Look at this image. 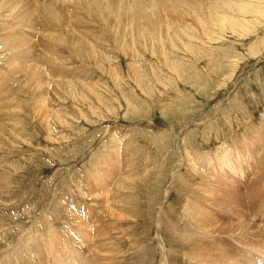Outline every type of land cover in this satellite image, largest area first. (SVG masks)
<instances>
[{
    "label": "rangeland",
    "instance_id": "1",
    "mask_svg": "<svg viewBox=\"0 0 264 264\" xmlns=\"http://www.w3.org/2000/svg\"><path fill=\"white\" fill-rule=\"evenodd\" d=\"M77 1L21 0L25 9L31 11L32 27L42 28L44 35L54 31L61 41L69 39L67 36H72V34H68L66 29L63 30L56 26L49 28L50 31L46 32L48 27L38 15L53 6L60 11L65 19L71 10L70 5L75 8L74 4ZM218 1H222L223 5L230 2V0H204L197 5H188L187 8L191 12L199 9L197 18L205 19V25H211L215 17L218 16L216 8L213 9V12L211 10L217 6L215 3ZM37 2H41L39 8L34 7V4L38 5ZM111 3L122 9L127 5V3L118 0H112ZM242 4H244V11L238 9V12H242L235 13L238 14L235 15L238 20H232L231 23L224 26L226 28L223 29L219 25L218 30L210 27L206 33H204L206 29L194 31L200 32V36L195 37L191 41L192 44L189 41L191 36H184L182 47L171 51L170 58H168L174 69L170 67L164 56L167 46L159 44L157 46L154 40L149 42V40L139 41L137 38H131L134 42H130V51L127 48L122 51L124 47L119 48L118 44L110 45L113 39L110 37L111 32L120 34L119 37L122 41L119 39L118 41L126 45L127 36L125 34L130 35L127 27L130 23L135 25V20H130V23L126 20L127 26L124 22V29L121 21L111 22L107 27L102 24L101 26L104 28L102 30L99 24H97L98 26H86L87 24L78 25L75 23L78 19L84 20L86 11L80 6L74 9L72 11L75 23L72 27L74 33L79 34L80 38L84 37L89 43L100 49L97 51L100 57L97 63H83L73 56H67L69 53L66 51L67 55L64 56L66 57L64 59L71 61L67 66L66 62L63 63L60 68L50 63L39 53L34 54L33 59H39L42 63H50L45 65L46 69L43 73L45 82L43 114L45 116L48 108L46 120L48 125L45 123L44 127L37 121L28 124L29 143H24L23 146L25 149L28 148L27 150L32 148L31 151L22 154V147L17 149L5 147L4 152L6 153L0 151L1 164L6 161L8 162L7 166L12 165L14 169L21 168L18 170L17 181L0 190L6 192L4 195L7 199L5 204L25 202L19 208L20 212L14 211L13 214H5V218L7 215L19 213L20 215L12 217L19 221L24 218L22 224L29 226L31 219L25 218L28 209L33 207L35 216L42 211V208L38 209L37 205L43 204L42 207L47 205L52 207L55 205L56 197L61 198L68 195L71 189L79 195L80 189L85 190L86 188L84 184L87 171L95 172L99 167H105L106 164L102 165L103 160L112 159L114 167H117V172L124 174L127 169V173L134 178H131V184L142 182V187L139 190L136 185H131L126 180L127 184L125 183V185L127 187L131 185L130 189L121 188L122 184L113 188L117 189V192L125 193L128 202L134 199L129 207L126 206V214L131 219L122 223L116 219L118 225H114L113 239L117 236V245L116 249L114 248V253L118 256L128 253L133 257L128 258L126 255L127 258L123 260V256L113 257V262H111L113 264H161L160 241H163L165 249L169 250L170 244L173 243V240L170 239H173V236L168 234L166 227L161 226L164 228L160 230L156 227L157 216L160 215L161 208L164 215L166 209L173 208V210L180 211L179 209L184 204L181 199V191L171 192L170 197L167 195L171 172L182 159L185 160L187 166V159L191 156H193L191 158L193 160H198L200 156L205 158L207 155H211L210 158L214 157L213 153L218 152V149L231 144L230 137L233 134L239 135L235 137L236 140H239L243 136L241 134H248L249 131L251 134L252 129H258L264 123V116H262L264 115V0H242ZM34 8L37 10L35 11ZM21 25L24 26V24ZM4 35L2 27H0V36ZM96 35H100L102 39L108 41L100 42L98 40L101 43L99 47L94 39ZM204 39H208L209 44L203 45ZM186 43H189L190 46L185 48ZM108 46L109 48H107ZM2 48L4 51V46L0 49L2 50ZM67 68H70L72 74H77H74V78L77 77V79L75 78L77 85L68 82L71 77L67 76ZM24 69V74L15 76L7 84V87L8 92L14 95V101L18 106L23 103L27 107L26 110L31 108L32 111L33 85L30 72L26 67ZM57 83H62L61 85L66 87H70V84L79 86L76 87V93L81 99L74 100L64 91L61 92ZM58 88L60 92L57 91ZM55 92L59 95L58 100L53 96ZM22 98H25V102L19 103ZM53 98L59 102L53 101ZM52 102H56V104H52ZM52 108L54 112L59 109L60 113L55 116L49 111ZM12 111H15V116L11 121L18 120L16 114L20 110L17 108ZM44 116L40 119H44ZM32 118L35 119L34 114H32ZM58 119L62 120L58 122ZM0 120L4 119L0 118ZM55 126L56 129H54ZM125 147L132 149H125ZM32 151L35 152L32 153ZM129 159L131 162L133 161L131 165ZM198 168L202 170L201 167ZM14 169L10 171L13 173L17 171ZM181 170H183L181 174L184 178L197 176L188 166L187 168L182 166ZM0 173L4 174L2 171ZM258 176L261 175L255 173L252 178L245 181L247 182L245 196L254 199L258 197L259 200L255 205L264 209V197L262 196L264 182L256 180ZM218 177H222V175H218ZM141 178L143 181L139 180ZM111 182L112 180L109 181V186ZM251 182L258 183V185L249 187ZM125 195L119 196V200ZM70 198H73L74 204H76L77 198L72 196ZM35 206L36 208H34ZM90 206L92 207V204ZM251 206L245 207L246 212ZM210 213L213 223L225 218L215 215L214 210H211ZM3 224L5 221L0 226ZM49 230L51 229L49 228ZM51 231L55 233L53 230ZM105 234L111 235L112 228L106 230ZM12 236H15V233ZM24 237L28 238V247L20 248L21 245L15 246L14 242L11 244L6 242L5 249H20L17 257L19 264H22L19 256L23 255H25V264H35L36 260L34 261L30 255L35 251H38L36 256L42 254L39 250L44 247L41 242V230L35 229L30 236L25 234ZM97 245L98 238L97 244L91 245V250ZM202 245L207 247L217 245L224 252L241 255L247 259H249L247 253L256 247L245 246L244 243L238 244L237 241L229 243L227 239L222 238H218L216 241H207ZM172 246L181 253L188 251L180 243L172 244ZM11 247L14 248L11 249ZM254 254L258 256V253ZM93 262L94 256L91 264ZM11 264L17 263L13 260Z\"/></svg>",
    "mask_w": 264,
    "mask_h": 264
},
{
    "label": "bare ground",
    "instance_id": "2",
    "mask_svg": "<svg viewBox=\"0 0 264 264\" xmlns=\"http://www.w3.org/2000/svg\"><path fill=\"white\" fill-rule=\"evenodd\" d=\"M111 1L112 0H78L77 3L74 4L75 8L70 5L71 10L68 12L65 19L56 7L50 6L45 9L38 17L46 24V27H48L46 32L50 31L48 30L49 28L56 26L57 28H63V30L66 29L68 34H72V36H67L69 39L61 41L57 38L54 31L44 35V30L42 28L32 27L33 17L31 11L25 9L21 0H0V23H2L0 27H2L5 33L4 36H0V48L4 46V51L3 48L2 50L0 49V118L4 119L3 121L0 120L1 152H4L5 147L13 149L22 147V154L31 151L32 148L27 150L28 148L25 149L23 146L24 143H29L27 132L28 124L37 121L45 127L48 117V108L45 116L43 114L45 106V82L43 80V73L46 69L45 65L52 63L61 68V65L66 62L67 66L71 60L64 59L66 58L64 56L67 55L66 51L69 53L67 56H73L79 59L80 62L97 63L100 57L97 51H100V49H97V47L89 43L84 37L80 38L79 34L74 33L72 27L75 23L78 25L87 24L86 26L97 24L101 26L104 24L107 27L111 22L115 23V21H121L124 25V29L126 20L128 22L130 20H135V25L129 22L130 25L127 27L130 35H128V33L125 34V36H127L126 45L118 41V39L121 40L119 37L120 34H115V32L110 33V37L113 38L112 44L110 43V45L118 44L119 48L124 47L122 49L123 51L131 48L130 42H134L131 38H137L139 41L149 40V42L154 40L157 46H167L166 51H169L162 52H164V56L168 61L170 52L182 47V38L184 36H191L189 40L191 43L195 37L197 38L198 35L200 36V32L197 33L194 31L206 29L204 32L206 33L210 27L217 29L219 25L224 29L226 28L224 26L231 23L232 20H238L235 15L242 13L240 11L238 12V9L242 11L244 8L242 0H230V2L225 5H223L222 1H218L215 3L217 6L211 10L213 12V9L216 8L218 16L215 17L211 25H205V19L200 17L197 18L196 16L199 9H195L194 12H191L187 8L188 5H197L204 0H118L127 3L123 9L111 3ZM40 6L41 2H39L38 5L34 4V7L39 8ZM79 6L86 11V14L84 20L78 19L74 23V14L72 11ZM34 9L35 11L37 10L36 8ZM236 12H238V14H235ZM105 18L107 20H103ZM21 24H24V26ZM101 29L103 30L104 28L101 26ZM108 30H110V28ZM105 35L107 34L105 33ZM107 38L109 39V37ZM94 39L97 41L98 45L101 44L98 40L100 42L105 40L104 38L102 39L100 35L94 36ZM203 41L205 42L203 45L209 44L208 39H204ZM107 44L109 45V42ZM189 46V43L184 45L185 48ZM107 48H109V46ZM110 48L112 49V47ZM128 51H130V49ZM36 53L48 59L50 63H42L39 59H33ZM104 59L106 60L105 56ZM168 63L170 67L174 69V66L169 61ZM24 67L30 72L33 85L34 99L31 102V107H33L32 111L31 108L30 110H26L27 107L23 103L18 106L16 101H14V95L8 92L9 89L7 87V84L10 80L14 79L15 76L24 74ZM69 69L70 68L66 69L67 76L71 77L68 82L77 85L75 82V78L77 79V77L74 78L75 73L72 74L73 72L71 73ZM72 69L74 70V68ZM61 84L62 83L56 84L59 86L61 92L64 91L66 95L69 97L71 96L74 100L81 99H79L78 93H76V87L79 86L70 84V87H66ZM6 87L7 89H4ZM59 88L57 91H59ZM53 96L58 100L59 95L57 92L53 93ZM54 98L53 101L55 100ZM20 102H25V98H22L19 103ZM53 103L56 104V102H52V104ZM17 108L20 110V112L16 114L18 120L11 121L13 116H15V111L12 110ZM49 111L55 116L60 113L59 109L54 112L52 108ZM32 114L35 115V119L32 118ZM42 116H44V119H40ZM60 120L58 122H60ZM62 125H64V123H62ZM54 129H56V126ZM252 130L253 132L251 134H249L250 131L248 134H241L243 136L239 140L235 139V137L239 135L233 134V136L230 137L231 144H229V142L228 146L224 145L225 147L218 149V152L213 153L214 157L212 158L209 157L211 155H207L205 158L199 155L200 158L198 160L191 159L193 156L189 157L187 159V166L193 173L195 172L197 176L193 175L192 177L191 174L190 176L192 178L187 177L190 179L182 176V166L187 168L184 159H182L173 172H171L169 179L170 187L167 189V195L170 197L171 192H175V190L177 192L178 190L181 191L180 194H182L183 197H181V199L184 204L179 209L180 211H176L177 209L173 210V208L166 209L164 215L160 207V215L157 216L156 227H158L159 230L162 228L161 226L166 227L168 229V234L173 236V239H170L173 240L172 244L177 245L180 243L184 245L188 251H183L182 253L176 251L172 244H170L171 248L169 250L165 249L164 242L160 241L162 248L161 251L159 249L161 252H159L161 254L160 259H162L160 260L161 264H264V209H260L259 206L255 205L259 200L258 197L254 199L250 198V196H245L247 191V182L245 181L252 178L255 173L261 175L258 176L256 180H262L264 182V123H262L258 129ZM127 148L125 147V149ZM33 152L35 151H32V153ZM129 160L131 165L134 160L132 162L131 159ZM105 161H102V165L106 164L105 167H99L95 170L96 173L93 170L89 173L90 171L88 170L85 174L86 182L84 186L86 188L85 190L80 189L83 197H80L82 196L81 193L79 196L69 187L71 189L70 193L61 198L56 197L54 199V206L52 205V207H49L47 205L46 207H42L43 204L41 206L37 205V208H42V211L35 216L33 207L28 209V214L25 218L31 219L29 226L22 224L24 218L19 221L17 218L12 217L19 213H16V215H7L5 218V214H11L14 211L20 212L19 208L22 203L25 202L18 204L7 203L6 205L7 199L4 196L6 192L0 191V224H2L3 221H5L6 224L0 226V264H11L13 260H15V263L19 264L17 257L20 249H5L6 242L7 244L14 242L15 246L21 245L20 248H26V246L28 247L29 241L24 235L27 234V236H30L35 229L41 230V242L44 246L39 249L42 253L41 256H36L38 255V251L30 255L34 261L36 260L35 264H91L93 256V264H113V257L123 256L122 260L127 257H133L128 253L119 254V256L114 253V248L117 245V236L113 239L115 231L114 225L118 223L116 219L121 223L131 219L130 216L126 214V206L129 207L134 199L128 202L125 193L117 192V189L114 190L113 188L116 185L122 184L121 188L126 190L130 189L131 185H136L137 189L141 190L142 182L131 184V178L133 177L131 174L127 173V169H124L126 171L124 174H120L116 171L117 167H114L115 164H113L114 161L112 159ZM7 164L8 162L4 161V164L0 165V171L4 173H0V190L16 182L17 174L19 173L18 170L21 169L20 167H16L15 169H17V171H15L12 165L7 166ZM127 165L130 167L129 164ZM198 167H201L203 171ZM223 168L224 170H222ZM11 169H14L15 172L13 173L10 171ZM252 171H254V173H252ZM218 175H222V177H218ZM110 180H112V182L109 186ZM126 180L131 184L129 187L125 185ZM139 180L143 181L142 178ZM256 185H258V183L251 182L249 187ZM262 193L264 197V188ZM121 195H125V197L119 200L118 197ZM71 196L77 198V205L74 204L73 198H70ZM65 202H67L66 205H64ZM90 204H92V207ZM248 205L252 206L249 211L246 212L245 207ZM34 208H36V206ZM211 210H214L215 215L225 218L216 223L211 222ZM17 220L18 222H16ZM49 228L56 234L52 233ZM109 228H112V234L104 235ZM16 229H18V231H16ZM14 233L15 236H12ZM159 233L161 232L159 231ZM97 238L98 245L91 250V245L94 243L95 245L97 244ZM218 238L227 239L229 243L237 241L238 244L244 243L245 246L251 245V247H256L250 249L249 253H247L249 259H247L243 258L241 255L224 252L217 245L210 247L202 245L207 241H216ZM160 239L162 238L160 237ZM13 248L14 247H11V249ZM254 253H258V256ZM19 257L22 264H25V255Z\"/></svg>",
    "mask_w": 264,
    "mask_h": 264
}]
</instances>
